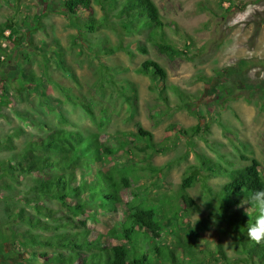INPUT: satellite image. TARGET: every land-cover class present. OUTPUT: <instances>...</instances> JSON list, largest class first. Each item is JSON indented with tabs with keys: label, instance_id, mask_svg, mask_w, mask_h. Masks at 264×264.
Wrapping results in <instances>:
<instances>
[{
	"label": "rangeland",
	"instance_id": "rangeland-1",
	"mask_svg": "<svg viewBox=\"0 0 264 264\" xmlns=\"http://www.w3.org/2000/svg\"><path fill=\"white\" fill-rule=\"evenodd\" d=\"M61 1L0 0V27L13 16L21 31L31 33L28 42L17 49L0 36V45L7 48L6 53H0V138L14 129L23 130L14 139V150L0 149V161L43 134L47 129L44 125L98 133L102 140H110L118 147L109 158L110 166L137 167L130 175L132 186L123 192L124 199H146L150 204L160 203L165 195L172 200L177 196L188 167L198 163V154L242 166L256 159L264 168V0H154L168 24L170 40L179 46L191 41L190 59L161 54L146 41L147 33L121 38L112 29L102 28L89 33L81 43L79 31L61 9ZM230 1L235 6L228 11ZM94 12L102 14L99 6H94ZM38 17L43 26L33 31L30 23L35 25ZM5 34H10L8 28ZM104 39L112 45L121 39L124 44L141 41L149 53L132 48L133 54L119 51L100 58L88 50ZM30 40L39 46L48 43L49 48L59 47L61 56L49 53L44 59ZM14 50H18L15 55ZM18 53L28 54L30 60ZM147 58L158 61L168 73L169 84L188 93L192 102L183 103L173 89H168L172 106L160 99L150 89L149 76L137 72ZM243 60L249 62L242 64ZM103 64L119 68L118 72L111 71L113 78ZM24 74L48 78L42 86L46 94L31 86L28 91H20ZM121 86L131 87L136 97L128 102L118 92ZM82 104L90 106L92 112ZM198 123L209 126V130L200 132L203 137L178 136L168 129L171 124L191 127ZM140 128L152 132L154 142L165 150L149 156L148 151L136 150L130 144L129 133H137ZM242 154L250 159H243ZM154 167L160 171H154ZM203 177L188 189L200 210L179 217L178 229L168 235L172 242L197 220L208 217L215 202L207 186L217 189L227 180ZM21 179L13 195L33 183L32 178ZM4 195L0 190V264H22L17 256L19 239L13 237V232L25 226L7 224ZM50 204L61 207L58 202ZM106 219L108 225L91 227L107 232L114 217ZM217 242L223 245L231 262H224L219 255L201 264H247L234 233L220 225L212 227L201 239V248L206 254L208 247L217 249Z\"/></svg>",
	"mask_w": 264,
	"mask_h": 264
},
{
	"label": "trees",
	"instance_id": "trees-1",
	"mask_svg": "<svg viewBox=\"0 0 264 264\" xmlns=\"http://www.w3.org/2000/svg\"><path fill=\"white\" fill-rule=\"evenodd\" d=\"M94 6H99L101 16L95 14ZM234 6L230 1L227 10ZM61 9L79 31L81 43L89 33L102 28L112 29L121 38L123 35L147 33L146 41L161 54L170 58H191V41L179 46L170 40L168 24L154 0H62ZM41 20L38 17L35 25L30 23L33 31L43 26ZM6 28L10 30L9 35L5 34ZM30 35L19 29L13 16L0 27V36L16 49L28 42ZM30 43L39 49L37 53L44 59L49 53L61 56L59 47L50 45L49 48L48 43L39 46L34 40ZM0 47V53H6L7 48ZM132 48L143 54L149 53L141 41L124 44L122 39L114 45L104 39L88 50L101 58L119 51L133 54ZM16 52L18 50L12 54ZM20 55L30 60L28 54ZM247 62L243 60L242 64ZM0 63H3L1 58ZM103 67L111 77L115 76L111 71L119 70L104 64ZM137 72L149 76L150 89L168 105H171L168 89L175 90L183 103L192 102L188 93L169 84L168 73L158 61L147 58ZM47 81L48 78L43 76L24 74L20 80V91H28L31 86L34 91L46 94L42 86ZM129 88H118L119 94L128 102L136 97L135 91ZM83 106L92 112L90 106ZM38 125L43 129L40 123ZM44 126L47 129L43 134L34 136L21 151L0 161V190L5 194L7 224L25 226L13 232V237L19 239L17 256L21 257L22 264H201L208 258L220 256L224 262H231L220 242H217V249L208 247L206 254L201 248V239L212 227L219 225L235 234L247 264H264V242L255 243L246 235V226L255 217L252 209H249L251 219L245 214L249 207L248 197L264 186V168L256 159L242 166L232 160L214 161L198 154V163L188 167L177 196L172 200L170 195H165L159 199L160 203L150 204L146 199H124L123 192L132 186L130 175L137 167L115 168L109 165V158L118 151L112 141L102 140L98 133L86 134L78 129ZM168 129L178 136L203 137L200 132L209 130V126L200 123L191 127L171 124ZM22 132V129H14L0 138V149L14 150V139ZM129 136L130 144L136 150L148 151V156L165 150L154 142L152 132L144 128L137 133H129ZM242 158L250 159L244 154ZM153 170L158 172L160 168L154 167ZM22 177L32 178L33 183L13 195L12 192L18 188L17 183L22 184ZM202 177L205 180L211 177L227 180L217 189L207 186L215 202L208 217L197 220L183 235L177 234V241L172 242L168 235L178 229L179 217L183 213L200 210L188 189ZM137 196L141 197L140 193ZM51 202H58L61 207L55 208ZM110 216L114 217V223L108 226L107 232L91 227L92 224L108 225L106 218Z\"/></svg>",
	"mask_w": 264,
	"mask_h": 264
},
{
	"label": "clouds",
	"instance_id": "clouds-1",
	"mask_svg": "<svg viewBox=\"0 0 264 264\" xmlns=\"http://www.w3.org/2000/svg\"><path fill=\"white\" fill-rule=\"evenodd\" d=\"M247 204L249 207L245 209V214L250 219L252 217L249 209L255 212L254 220L246 226L247 238L255 243L264 242V186L251 193Z\"/></svg>",
	"mask_w": 264,
	"mask_h": 264
}]
</instances>
